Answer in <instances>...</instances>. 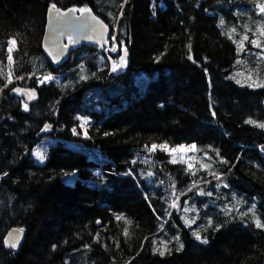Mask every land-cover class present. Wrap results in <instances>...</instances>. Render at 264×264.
I'll return each instance as SVG.
<instances>
[{"label":"trees","instance_id":"1","mask_svg":"<svg viewBox=\"0 0 264 264\" xmlns=\"http://www.w3.org/2000/svg\"><path fill=\"white\" fill-rule=\"evenodd\" d=\"M122 1L0 0V215L4 228H25L15 250L4 248L0 235V264H264V228L248 217L252 210L264 224V85L231 76L238 51L217 17L238 14L253 0ZM53 4L90 8L111 27L121 12L115 40L128 43L121 45L124 71L141 80L137 75L118 109H96L108 104L105 87L116 77L107 67L96 70L93 52L103 46L76 45L62 64L45 55ZM9 38L16 41L12 62ZM39 71L62 73L61 81L37 86L27 75ZM16 89L37 95L26 99ZM46 123L52 127L42 131ZM208 143L223 161L199 185V147ZM218 174H225L222 188L204 182ZM199 187L201 198L218 204L209 202L218 206L212 227V217L198 212L207 242L184 226L181 250L171 241L182 230L174 224L164 254L153 250L150 234L166 228V211L144 193L169 192L175 211L190 205ZM241 196L243 206L233 202ZM41 222L58 229L40 230Z\"/></svg>","mask_w":264,"mask_h":264},{"label":"rangeland","instance_id":"2","mask_svg":"<svg viewBox=\"0 0 264 264\" xmlns=\"http://www.w3.org/2000/svg\"><path fill=\"white\" fill-rule=\"evenodd\" d=\"M211 1L212 0H207V2H211ZM122 2H126V0H123ZM122 2L119 7L124 9L125 5ZM227 4H230V2L227 1ZM247 4H250V6L243 8L241 12L238 14L225 15L223 14L224 12L221 11L217 15V17L219 19V24L221 25L223 32L227 37H230L235 42L238 51L237 60L235 62V69L231 73V76H234L238 80V82H241L243 84L252 83L255 86H263L264 85V36L259 35L258 27L259 25H264V13L260 11V5L264 4V0H253V2L247 1ZM105 15L108 16V13H106ZM221 20L224 21L223 24H221ZM233 29H235V31H233ZM245 36L248 37L247 40H243V37ZM113 38H117V33L115 31H112V33H110L108 46H103L104 48H99L95 52H93V54H96L98 56L97 68H96L97 72L107 67V73L109 74L111 73L112 76H116L115 78H112L110 84L107 87H105L104 97L108 101V104H104V102L102 101L101 103H98V105L96 106V109L104 114L111 111L112 108L118 109L116 107L120 106L123 103V99H125L127 95L134 90V83L137 75L140 79V73H132V72L128 73L126 72V70L120 74H115L113 72V66L115 65L117 67L119 63L120 49L124 47L121 45L128 46V43H126V41L123 44H119ZM11 40H13V38L8 39V49L9 47H12L14 49L16 46V44L14 46L10 45ZM121 41H124V39L121 38ZM252 41H256L261 46L257 47L254 43H252ZM241 42L243 43L242 48H241ZM113 49H115V51H113ZM105 53L109 55V58L108 56L104 55ZM114 54L116 56H113ZM80 65H82L83 67L85 66L84 63L83 64L80 63ZM32 75L35 76V81L37 83V86L43 84H50L53 81L60 82L62 77V73H53L50 71H39L35 74L27 75V77H30ZM146 75L148 76V74ZM48 77H51V79H48ZM8 81L22 82V77H18L14 79L11 76L9 77ZM141 85H142V81H141ZM138 95L139 94L135 95V97ZM118 98L121 99L119 102L117 101ZM126 103H124L121 107L125 106ZM198 155H199L198 169H199V174L202 177L201 181L198 182V184L201 185L203 183V177L205 176V174L213 171L214 165H217V162L221 163L223 161V158L219 154L218 149L211 146L210 143L206 144V146L201 145L199 147ZM0 172L3 173L4 171H2V169L0 168ZM2 176L3 179L7 178L5 177V175ZM211 181H216L215 186L218 188H222L225 183V174H218L215 177L206 179L204 182L209 183ZM0 182H1V177H0ZM2 190L3 189H0V191ZM167 193L169 192L166 193L161 192L158 195L154 191L150 197L147 196L146 193H144V195L148 198V200L150 199L153 200L154 198H157L159 201L158 208L166 211L164 216L165 218H162V226L166 228L156 233L154 232L150 234L149 246L153 250H157L159 252L163 251L164 253L165 249H163V244L168 240V234L170 230L173 228L174 224L176 226L180 225L179 229L182 230H180L179 233H174V235L171 238V241L176 243V245H180L181 250L185 248V247H181V245L183 244L182 239L184 237L183 234L184 226L188 228L190 235L193 234L194 232H199L202 238L201 240H205L206 238H204L200 233L201 227L199 226L200 223H198L200 214L198 212H200L207 220L210 219L212 217V214L216 213V211L218 210V206L212 207L209 202L213 201V205H218L217 201L210 198L208 199V201H206L203 198H201L200 195L205 194V192L199 187L196 191L195 196H193L190 205L185 204L182 208L174 211L176 206V201L170 202ZM153 194L155 196H153ZM179 197L181 196L179 195ZM233 202L237 205L243 206V203H245L244 197L241 196L235 198L233 199ZM201 204H206L203 209L199 207V205ZM1 207H3V203L0 202V213H1ZM173 211L177 215V219L181 220L182 225L174 217L171 219V214L173 213ZM51 216L52 215H50V218ZM46 217L47 218L49 217V213L46 214ZM248 217L255 224H256V220L259 219L257 213L252 210L249 213ZM50 218L48 220H50ZM213 218L214 217H212L210 220L209 227H212L217 224V223L214 224ZM116 221L117 222L123 221V223L126 226L130 225V223L127 222V220L123 217L121 219H117L116 217ZM49 222H51V220ZM225 223H228L226 219H225ZM37 226H36L37 228L43 231H45V228H50L53 231L58 229V227L55 224H51V223L45 224L44 222H41ZM20 227L23 228L22 226ZM196 228L199 230H196ZM220 228L221 226L218 227V229ZM7 230L8 229L4 228L2 224L1 215H0V233H1L0 235L2 239L4 238ZM192 236L196 239L195 235ZM140 237L146 239L148 236L142 235L141 233ZM178 241L181 242V244H178ZM158 246H160V248ZM11 249L15 250L16 248L12 247ZM39 250L41 249L39 248Z\"/></svg>","mask_w":264,"mask_h":264},{"label":"water","instance_id":"3","mask_svg":"<svg viewBox=\"0 0 264 264\" xmlns=\"http://www.w3.org/2000/svg\"><path fill=\"white\" fill-rule=\"evenodd\" d=\"M51 6L46 11L42 49L54 64H62L68 57L70 49L76 45H108L111 29L92 9L88 8L90 11L81 12L71 11L74 9L72 7L61 9L56 6L59 11H54ZM127 56V49L124 48L121 57L126 59ZM121 57L116 71H113L115 74L122 72L125 68V61L123 59L122 62ZM35 89H32V91L21 89L20 93L26 99H33L37 95ZM51 127V123H46L41 130L44 131L46 128ZM24 234L25 229L20 227L11 229L5 233L3 243L11 248L15 244L14 248H17L23 242Z\"/></svg>","mask_w":264,"mask_h":264},{"label":"snow or ice","instance_id":"4","mask_svg":"<svg viewBox=\"0 0 264 264\" xmlns=\"http://www.w3.org/2000/svg\"><path fill=\"white\" fill-rule=\"evenodd\" d=\"M52 9L54 10V11H59L57 8H56V5L55 4H53L52 6ZM71 11H76V9H72ZM79 11H81V12H88V11H90L88 8H81V9H79ZM260 11L262 12V13H264V4H261L260 5ZM102 23V22H101ZM224 23V21L223 20H221V24H223ZM105 27H107L106 25H105ZM233 31H235V29H233ZM258 32H259V35L260 36H264V25H259V27H258ZM113 39H115V38H113ZM248 39V37L247 36H245V37H243V40H247ZM252 43H254L257 47H260L261 45L259 44V43H257L256 41H252ZM16 44V41L13 39V40H11L10 41V45H12V46H14ZM243 47V43L241 42V48ZM8 51H9V56H8V60L11 62L12 61V56H11V52L13 51V48L12 47H9V49H8ZM113 51H115V49H113ZM126 51V50H125ZM123 57H121V61L123 62ZM113 71H116V66L114 65L113 66ZM48 79H51V77H48ZM16 91H20L19 89H16ZM25 107H27V105H25ZM248 123H255V121H251V120H249V121H247ZM85 123H86V121H85ZM260 127H262V128H264V124H260L259 125ZM75 129H73V132L75 133ZM156 146L154 145L153 146V148H155ZM161 147H165V146H161ZM181 148H183V146H181ZM192 149L193 150H195V145H193L192 146ZM173 151H175V149H173ZM173 206H175V205H173ZM117 219H121V217H117ZM194 222V221H193ZM256 227H258V228H264V224H262L260 221H259V219H257L256 220ZM195 236H196V239H198V240H200V239H202L201 238V236H200V234H199V232H195V233H193ZM203 242H207L206 241V239L205 240H203ZM12 247H15V244H13L12 245ZM181 247H183V245H181ZM160 254L161 255H163L164 253H163V251H161L160 252Z\"/></svg>","mask_w":264,"mask_h":264},{"label":"bare ground","instance_id":"5","mask_svg":"<svg viewBox=\"0 0 264 264\" xmlns=\"http://www.w3.org/2000/svg\"><path fill=\"white\" fill-rule=\"evenodd\" d=\"M5 177H6V176H5ZM11 229H16V228H10V229H8L7 231H9V230H11ZM7 231H6V232H7ZM24 238H25V234H24V236H23V240H24ZM2 240H3V239H2ZM2 242H3V241H2ZM3 245H4V243H3ZM4 248L11 249L10 246L8 247V246H5V245H4Z\"/></svg>","mask_w":264,"mask_h":264},{"label":"flooded vegetation","instance_id":"6","mask_svg":"<svg viewBox=\"0 0 264 264\" xmlns=\"http://www.w3.org/2000/svg\"><path fill=\"white\" fill-rule=\"evenodd\" d=\"M111 27V26H110ZM112 28V30H113V27H111Z\"/></svg>","mask_w":264,"mask_h":264}]
</instances>
